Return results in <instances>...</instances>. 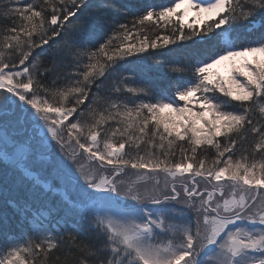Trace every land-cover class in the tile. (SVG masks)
Segmentation results:
<instances>
[{
  "label": "snow or ice",
  "instance_id": "1",
  "mask_svg": "<svg viewBox=\"0 0 264 264\" xmlns=\"http://www.w3.org/2000/svg\"><path fill=\"white\" fill-rule=\"evenodd\" d=\"M20 3L0 0V16L11 22L4 29L10 32L8 56L0 53V199L19 230L10 229L7 212L0 214V264H67L68 256L74 264H226L220 241L231 229L247 225L264 233L261 213L258 220L214 229L201 251L162 259L158 250L137 245L135 235L117 244L96 222L103 197L124 216L139 214L149 224L158 217L163 224L169 213L185 215L176 206L181 196L186 208L195 200L204 204L200 211L215 215L210 205L217 190L264 185V163L257 175L255 164L233 162V150L239 143L243 151L249 134L259 136L256 148L264 160V123L252 115L259 106L264 118V59L247 58L264 55V0H172L140 8L114 2L94 6L89 0L16 6ZM189 10L195 16L186 22ZM154 17L149 34L145 22ZM240 29L259 36L241 43ZM173 49H180L179 60L163 58L164 50ZM154 57L163 59L154 65ZM229 60L227 78L211 71ZM165 66L172 79L162 88L150 73ZM133 92L140 95L130 96ZM109 121L117 126L107 131L119 134L120 142L103 143L102 150L96 126ZM201 146L214 148L215 156L208 160L206 148L198 152ZM85 153L96 160L95 167H84ZM129 165L165 174L152 188L170 195L141 203L136 187L123 179ZM225 174H230L226 186L213 183ZM237 239L226 246L239 253L232 264H264V246L256 247L264 236L247 249L248 256L235 247ZM194 244L189 237V249Z\"/></svg>",
  "mask_w": 264,
  "mask_h": 264
},
{
  "label": "trees",
  "instance_id": "2",
  "mask_svg": "<svg viewBox=\"0 0 264 264\" xmlns=\"http://www.w3.org/2000/svg\"><path fill=\"white\" fill-rule=\"evenodd\" d=\"M40 0H21V3L16 6H23L27 3H39ZM108 2H114L117 5L122 4H130L134 6L135 8H140L146 3H153V4H169L172 2V0H89V3L92 5H99L103 3ZM39 10V9H37ZM163 21L159 22L160 25H163ZM202 23V21L200 22ZM155 24V17L153 18L152 22H145L144 31L151 34V30L153 25ZM11 22L8 21L5 17L0 16V53H3L5 56H8V49L5 47V37L10 36V32L5 31V28H10ZM168 34V33H164ZM240 34L242 36L241 43H247L248 40L256 39L259 36V32L253 33L251 29H240ZM10 42V41H9ZM169 47H172L171 45ZM157 52L161 51L160 49L155 50ZM165 51V57L167 59L172 60H179L180 59V49H173L171 53H168L167 50ZM162 57H154L152 59V63L158 64ZM49 67H51L49 65ZM57 71H62V69H57ZM75 72V70H73ZM151 77L158 82V84L162 88H166L169 81L172 79V77L169 75V72L167 70V66L165 67H153L151 73ZM139 85L135 84H129L127 87H138ZM130 96H138L140 93L133 92L129 94ZM235 103V102H233ZM99 111V109H98ZM107 115V112L104 113ZM254 117V122L259 121L260 123H264V118H262L259 114V106L256 107L255 112L252 113ZM95 119H99V116H97ZM119 119V118H118ZM260 123H257V127L260 126ZM86 127L92 126V121L87 120L85 122ZM117 125H114L112 121H109L106 124H100L96 126L97 132L100 133L98 136V140L101 142L100 147L102 148L103 143H114L118 144L120 142V136L117 134L116 136H112L110 132L107 130L110 127H116ZM121 129L123 130V124L121 123L119 125ZM131 131V130H130ZM107 133L108 139H105V135ZM85 136H87V132L83 133ZM135 135H138V133H134ZM234 135V133H233ZM221 143L225 142L224 137L218 138ZM259 136L257 134H249L244 138V150L242 151L240 149L239 143L237 144L236 148L233 150V162L234 163H243L246 165L255 164L256 165V171L257 175H259V165L261 163H264V160L261 159V153L260 150L256 148V143L259 142ZM179 143V141H178ZM207 149L208 152V160L213 158L215 156V149L211 146H201V148H198V152H201L203 149ZM103 150V148H102ZM79 152V149L77 150ZM125 151H127V145L125 148ZM190 153L186 154L189 155ZM227 155L225 154L224 160L227 159ZM179 158V153H177V159ZM83 160H86L89 164L96 166V160L95 159H89L87 158V153L84 154ZM207 162V160H206ZM144 171L143 174H147V177L145 179L150 181H156L157 178H154L155 174H153L152 169H146L141 170ZM127 174L131 176L133 174V170L131 166H127L124 169L123 172V179L125 180L127 177ZM229 178L230 174H226ZM144 179V177H143ZM164 181V179H163ZM157 182V181H156ZM149 182L145 183L144 186H148ZM152 185V184H151ZM227 184H225L226 186ZM150 186V185H149ZM122 191V190H121ZM170 195V194H169ZM162 198L163 196L156 197L153 196V198ZM187 203V198L181 196V199L176 201V206L179 208L178 211L184 212L185 215H173L169 213L167 216H165L164 223L161 226L155 225V231L150 236H144L141 235L140 237L134 241L137 245H139L141 248L148 247L153 250H158L160 253V256L162 259H169V254L175 253L176 255L182 254L185 251H192V252H198L201 251L202 248L205 246V229L206 226L201 220V215L205 214V211H200L199 208H202L201 206L198 207V204L196 201H193V208L188 209L185 207ZM7 212L9 216V227L10 229L19 232L18 229L15 227V223L12 220V213L10 209H6L4 206V203L2 199H0V214ZM208 212H210L208 210ZM96 222L99 225V228L102 232L107 233L117 244H122L124 242V238L129 233H122L119 231H115V224H113L111 219L105 218L104 215H100V213L97 216ZM82 226L85 230V233L88 237H92L93 233L87 229L86 222H82ZM3 231V219L0 217V232ZM131 231V229H130ZM189 237L194 240L195 244L189 249L188 243H189ZM199 246V247H198ZM4 247V241L3 237L0 236V254L3 252ZM178 252V253H177ZM26 260H28V257H25ZM67 264H74V258L72 256H68L67 258Z\"/></svg>",
  "mask_w": 264,
  "mask_h": 264
},
{
  "label": "rangeland",
  "instance_id": "3",
  "mask_svg": "<svg viewBox=\"0 0 264 264\" xmlns=\"http://www.w3.org/2000/svg\"><path fill=\"white\" fill-rule=\"evenodd\" d=\"M184 7V6H182ZM195 16V12L193 10H189L187 16H185L186 22H191L192 18ZM203 17H207V14H202ZM201 22V21H200ZM199 22V23H200ZM264 59V55L262 54H248L247 58L250 60H254L257 57ZM243 57H237V62L242 61ZM230 65L231 61H222L221 63L215 65L211 71L219 72L221 75L225 76L226 78L230 75ZM82 163L85 168L94 167L93 165L89 164L86 160L82 159ZM133 174L129 176L127 174L126 179L124 180L125 183L129 186L136 187L133 191L138 193L141 197V203L148 201L150 202L153 196L160 197L169 195L170 193L166 192L163 189L155 190L152 186L156 183L157 180L163 182L165 179V174L161 173L159 176L154 175V178H157L156 181H150L145 179L147 174H143L144 171L138 169H132ZM107 174V173H101ZM154 174V172H153ZM185 176H189L190 174H184ZM144 177V179H143ZM224 179V178H223ZM219 182L214 184H228L229 178H225ZM168 180H172L171 177H168ZM149 182L148 186H144L145 183ZM152 184V185H151ZM255 185H238L235 190H228L227 187L225 188V193H220L219 190L216 194V197L213 203L210 205L212 208H215V215L210 211L208 212L205 209V214L201 215V220L206 226L205 229V246H207L208 238L212 234L214 229H219L220 227H226L228 223L234 221H243L248 219H259L261 213H264V197H261V200L258 201L256 204L248 206L247 209L244 211H240L254 196L255 192ZM123 191V186L121 188ZM250 192V194H249ZM252 193V194H251ZM223 199H221V196ZM261 196V195H259ZM103 200V205L100 209V215H104L105 218L111 219L113 224H115V229L119 232L126 233L130 231L129 235L139 236H150L156 230L155 225L161 226L163 224L158 222L157 218H150L152 220L151 224L145 221L139 214L135 217H128L122 215V209L115 206L112 200L109 197L101 198ZM259 200V197H258ZM204 208V204H198V207ZM207 217V219H205ZM128 230V231H126ZM127 234V233H126ZM261 236H264V233H259L256 229H249L247 225H241L239 228L231 229L229 231V235L225 236L223 241H220V244L223 246L220 249V257L225 260L226 264H232V261L236 255L239 253H234L231 249L227 248L226 246L231 241L232 237H238L235 242V247H237L240 251L245 252V255H251V253L247 252V249L252 247L254 241L260 239ZM138 238V237H137ZM264 246V244H257L256 247ZM178 253V252H177ZM169 258L173 257V254H169Z\"/></svg>",
  "mask_w": 264,
  "mask_h": 264
}]
</instances>
